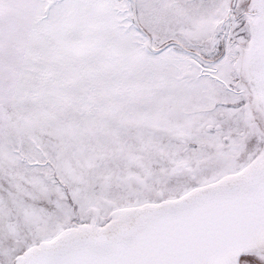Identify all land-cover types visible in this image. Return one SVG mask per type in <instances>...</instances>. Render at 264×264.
<instances>
[{"label":"snow or ice","instance_id":"obj_1","mask_svg":"<svg viewBox=\"0 0 264 264\" xmlns=\"http://www.w3.org/2000/svg\"><path fill=\"white\" fill-rule=\"evenodd\" d=\"M0 264H264V0H0Z\"/></svg>","mask_w":264,"mask_h":264}]
</instances>
